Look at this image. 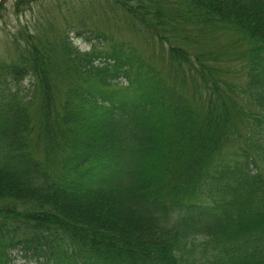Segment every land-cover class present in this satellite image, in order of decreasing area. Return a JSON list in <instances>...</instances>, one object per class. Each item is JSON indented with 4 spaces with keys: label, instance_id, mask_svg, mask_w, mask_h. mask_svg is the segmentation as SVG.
I'll use <instances>...</instances> for the list:
<instances>
[{
    "label": "trees",
    "instance_id": "obj_1",
    "mask_svg": "<svg viewBox=\"0 0 264 264\" xmlns=\"http://www.w3.org/2000/svg\"><path fill=\"white\" fill-rule=\"evenodd\" d=\"M114 3L168 72L82 23L0 59V264H264V0ZM189 25L247 45L243 85Z\"/></svg>",
    "mask_w": 264,
    "mask_h": 264
},
{
    "label": "rangeland",
    "instance_id": "obj_2",
    "mask_svg": "<svg viewBox=\"0 0 264 264\" xmlns=\"http://www.w3.org/2000/svg\"><path fill=\"white\" fill-rule=\"evenodd\" d=\"M171 2L172 0H149V4L163 7L168 16L175 14L170 10ZM16 3L17 0H0V59L14 58L16 47L13 41L20 30L26 28L42 37L49 26L60 31L76 28L82 23L115 37L116 41L134 43L148 62L164 73L168 72L169 65L162 56L161 46L152 42L158 39L140 28V21H134L130 15L115 6L114 0H21L18 6ZM216 29L217 27H212L202 30L189 25L183 30L190 36V40H215V46L222 48L219 66L223 80L243 85L246 59L242 54L247 45L236 41L239 40L237 37L222 34ZM75 42L83 49L88 48L83 38H75ZM23 262L22 259H16L13 264Z\"/></svg>",
    "mask_w": 264,
    "mask_h": 264
}]
</instances>
